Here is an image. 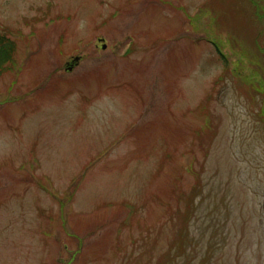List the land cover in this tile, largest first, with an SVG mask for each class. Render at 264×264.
<instances>
[{"label":"rangeland","instance_id":"obj_1","mask_svg":"<svg viewBox=\"0 0 264 264\" xmlns=\"http://www.w3.org/2000/svg\"><path fill=\"white\" fill-rule=\"evenodd\" d=\"M0 35V264H264V0H0Z\"/></svg>","mask_w":264,"mask_h":264},{"label":"trees","instance_id":"obj_2","mask_svg":"<svg viewBox=\"0 0 264 264\" xmlns=\"http://www.w3.org/2000/svg\"><path fill=\"white\" fill-rule=\"evenodd\" d=\"M16 45L4 35H0V71L6 63L12 61Z\"/></svg>","mask_w":264,"mask_h":264},{"label":"flooded vegetation","instance_id":"obj_3","mask_svg":"<svg viewBox=\"0 0 264 264\" xmlns=\"http://www.w3.org/2000/svg\"><path fill=\"white\" fill-rule=\"evenodd\" d=\"M80 63V62H79ZM79 63H73V64H71V63H68L67 65H68V68L71 66V67H73V69L71 70V72H69L68 70H67V68H66V72L69 74V73H72L73 71H74V69H75V67L76 66H78L79 65Z\"/></svg>","mask_w":264,"mask_h":264}]
</instances>
